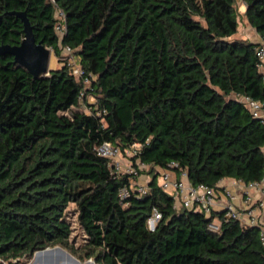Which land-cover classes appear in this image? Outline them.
Here are the masks:
<instances>
[{
	"label": "trees",
	"instance_id": "obj_1",
	"mask_svg": "<svg viewBox=\"0 0 264 264\" xmlns=\"http://www.w3.org/2000/svg\"><path fill=\"white\" fill-rule=\"evenodd\" d=\"M54 1L0 0V45L21 43L15 12L25 11L37 41L61 60L72 47L92 77L86 88L64 60L35 78L0 54V264L54 246L96 264H264L258 227L229 220L213 231L158 184L161 169L181 167L213 187L264 178V125L238 98H264V0H243L260 41L235 37L236 0ZM56 7L67 14L62 40ZM105 141L141 144L131 161L150 167L147 194L120 197L130 175L98 153ZM71 203L86 236L78 245ZM154 208L162 218L151 230Z\"/></svg>",
	"mask_w": 264,
	"mask_h": 264
},
{
	"label": "built area",
	"instance_id": "obj_2",
	"mask_svg": "<svg viewBox=\"0 0 264 264\" xmlns=\"http://www.w3.org/2000/svg\"><path fill=\"white\" fill-rule=\"evenodd\" d=\"M53 2H55L53 0ZM55 29L61 40L67 32V14L56 7ZM258 58V68L262 75L264 84V41L256 46ZM62 60L67 61L73 75L77 78H84L86 88L89 87L92 77L84 75L80 56L70 46H65L62 50ZM64 64V63H63ZM85 88V89H86ZM84 90L80 99H83ZM249 108L253 117L260 120L264 125V98L256 99L249 95H240L238 97ZM105 111L98 109L97 114L102 115ZM141 144L136 143L122 149L119 145L111 141L101 143L97 151L107 158L109 165L114 173H127L130 175V183L120 188L121 198H128L131 195L143 196L150 191L149 181H142L140 170L147 166L138 160V168L135 167L131 158L137 154ZM130 159V160H129ZM177 166L172 163V166ZM221 179L216 187L205 183L193 184L188 177V171L185 168L178 170L173 168L161 169L158 176V184L162 189L169 192L174 197V206L176 209L187 208L197 212L204 213L210 218L209 228L216 232L222 231V225L225 221L236 220L244 225L256 226L259 228V239L264 246V219L261 211L264 208V199L256 197L252 190L264 191V178L260 181L245 182L241 178H229L228 182ZM225 198L220 201V196ZM162 218V213L154 208L152 214L147 219V226L154 230ZM2 264H24L4 261Z\"/></svg>",
	"mask_w": 264,
	"mask_h": 264
},
{
	"label": "water",
	"instance_id": "obj_3",
	"mask_svg": "<svg viewBox=\"0 0 264 264\" xmlns=\"http://www.w3.org/2000/svg\"><path fill=\"white\" fill-rule=\"evenodd\" d=\"M15 14L21 18L24 23V38L21 43L16 45L2 44L0 45V54L12 55L15 62L19 66L25 67L35 78H40L47 75L52 68H50V58L52 49L45 46L42 41H37L34 34V29L29 21L25 11H17ZM54 251L67 252L61 246L47 247L45 249L37 250L33 253V258L38 260L43 254L52 253ZM70 255V254H69ZM71 256V255H70ZM73 257V256H71ZM74 261L79 264L80 260L73 257ZM89 264H96L95 260L89 259ZM15 263H18L17 261ZM27 264H32L31 262Z\"/></svg>",
	"mask_w": 264,
	"mask_h": 264
},
{
	"label": "rangeland",
	"instance_id": "obj_4",
	"mask_svg": "<svg viewBox=\"0 0 264 264\" xmlns=\"http://www.w3.org/2000/svg\"><path fill=\"white\" fill-rule=\"evenodd\" d=\"M236 6H237V9H238V13H239L240 25H239V31L235 35V37H239L240 39H247V40L257 41V32L251 26V24L249 23V21H248V19L246 17V14H245L246 13V9H247V5L245 4V2L243 0H236ZM52 52L53 53L51 55L50 63H49L50 68L56 69L58 67L63 66V61L60 59V57H57L55 55L53 49H52ZM88 100L90 102H94L95 101V97L92 96V95H89L88 96ZM140 173H141V177H142V175L144 177L142 181H146V180H148L150 178V176H152V174L150 173V167H147V166L146 167L143 166L140 169ZM67 218L72 224L71 240H73L76 243V245H78L80 243H83L85 241V237L86 236H85L84 231L82 230L80 224L77 221V215H76V212H75V205L73 203H71L69 205V207L67 208ZM89 259L94 260L93 258H89ZM89 259H87L86 261H88ZM7 262H9V261H7Z\"/></svg>",
	"mask_w": 264,
	"mask_h": 264
},
{
	"label": "crops",
	"instance_id": "obj_5",
	"mask_svg": "<svg viewBox=\"0 0 264 264\" xmlns=\"http://www.w3.org/2000/svg\"><path fill=\"white\" fill-rule=\"evenodd\" d=\"M260 40H261V36L257 33V41H260ZM143 178L144 177L142 175V177H140L139 179L143 180ZM150 178H151V176H150ZM148 180H146V181H148ZM225 181L228 182L229 178H225L224 182ZM252 192L254 195H256V197L264 199V191H258V190L254 189V190H252ZM224 198L225 197L223 195H221L219 199H220V201H223ZM261 214H262V218L264 219V208L262 209ZM65 250L67 252L54 251L52 253L43 254L40 259L35 260L34 258H32L30 260V262L32 264H77L73 259V257H75V258H77V257L75 255H73L69 250H67V249H65ZM69 254L73 257H71ZM79 264H89V263L86 260L85 261L80 260Z\"/></svg>",
	"mask_w": 264,
	"mask_h": 264
}]
</instances>
